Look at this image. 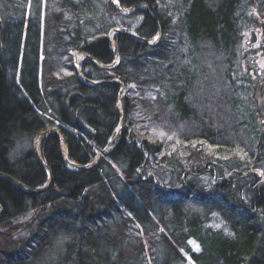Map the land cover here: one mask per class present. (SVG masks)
Instances as JSON below:
<instances>
[{"label": "trees", "instance_id": "trees-1", "mask_svg": "<svg viewBox=\"0 0 264 264\" xmlns=\"http://www.w3.org/2000/svg\"><path fill=\"white\" fill-rule=\"evenodd\" d=\"M117 2L0 0V264H264L255 2Z\"/></svg>", "mask_w": 264, "mask_h": 264}, {"label": "rangeland", "instance_id": "rangeland-1", "mask_svg": "<svg viewBox=\"0 0 264 264\" xmlns=\"http://www.w3.org/2000/svg\"><path fill=\"white\" fill-rule=\"evenodd\" d=\"M250 2H255L254 4H252V6H249V14H251V21L252 24L251 26L247 29L243 31V37H242V46H243V50L246 51L248 50V41L250 38V32L252 30H260L261 31V35L258 37V43L256 45L253 46L252 49H250L251 51H255V56L257 59V64L258 66H260L263 70H264V58L262 57V54L260 52V50L262 49L263 43H264V7L261 3H259L256 0H249ZM111 3L113 4H117L116 0H111ZM117 8V7H116ZM81 53L78 54H74V60L77 59L78 65L80 63V60L82 58ZM75 66H77L75 64ZM264 121V120H261ZM259 175H262V173L260 171H258ZM192 246L195 249H198L197 244L192 243Z\"/></svg>", "mask_w": 264, "mask_h": 264}, {"label": "water", "instance_id": "water-1", "mask_svg": "<svg viewBox=\"0 0 264 264\" xmlns=\"http://www.w3.org/2000/svg\"><path fill=\"white\" fill-rule=\"evenodd\" d=\"M114 5H115V7H117V8L120 9V10H123V11L126 10V9H124V8H121V7L119 6V4H114ZM128 11H131V9H128ZM118 31L125 32V33H126L127 35H129V36H136L134 33H129V32H126L125 30L114 29V30L110 33V38H111V40H112V36H113V34H114L115 32H118ZM260 35H261V31H260V30H252V31L250 32V38H249V41H248V46H249V47H253L254 45H256V44L258 43V37H259ZM158 36H159V35H158ZM156 39H157V38H155L153 41H155ZM113 46H115L114 43H113ZM75 64L77 65V66H76L77 71H78L79 74L82 76L81 71H80V69H79V65H78L77 59H75ZM106 67H108V66H106ZM84 79H85V78H84ZM89 82L92 83V84H98V82H96V81H89ZM115 82H116V81H115ZM122 89H123V87H122ZM118 108L120 109V105H118ZM122 128H123V123H121V125H120V127H119V129H118V131H117V136L115 137V139H113V140L111 141V143H110V145H109L108 148H110L111 145H112V144L115 142V140L118 138V135L120 134ZM50 132H52V131H46V132H43V133H41V134L37 137V139H36V154L38 155L39 160H40L41 163H43V164H44V160L42 159V157H41V155H40L39 143H40L41 139H42L43 137H45L46 135H48ZM64 153H65V156H66V159H67L68 156H67V150H66V148H64ZM96 161H97V159H96L95 161H93L92 165L95 164ZM79 167H83V166H79ZM47 170H48V172H49V168H48V167H47ZM0 176H3V177H6V178H9V179H11L12 181H14L19 187H23L22 184H21L19 181H17L16 179L10 177L9 175H6V174H3V173H0ZM49 183H50V182H49ZM49 183H47V185H46L44 188L40 189L39 191H42V190L46 189V188L49 186ZM24 189H25L26 191L30 192V193L37 192V191H35V190H31V189H29L28 187H24Z\"/></svg>", "mask_w": 264, "mask_h": 264}, {"label": "bare ground", "instance_id": "bare-ground-1", "mask_svg": "<svg viewBox=\"0 0 264 264\" xmlns=\"http://www.w3.org/2000/svg\"><path fill=\"white\" fill-rule=\"evenodd\" d=\"M117 1V0H116ZM132 11V10H131ZM157 38V37H156ZM154 42V41H153Z\"/></svg>", "mask_w": 264, "mask_h": 264}]
</instances>
